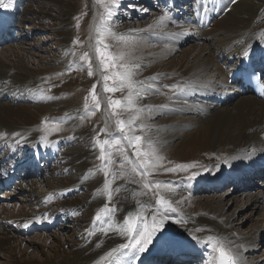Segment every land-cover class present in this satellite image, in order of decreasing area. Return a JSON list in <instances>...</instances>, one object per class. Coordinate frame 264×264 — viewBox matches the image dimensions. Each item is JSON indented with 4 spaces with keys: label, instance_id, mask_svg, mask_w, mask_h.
<instances>
[{
    "label": "bare ground",
    "instance_id": "bare-ground-1",
    "mask_svg": "<svg viewBox=\"0 0 264 264\" xmlns=\"http://www.w3.org/2000/svg\"><path fill=\"white\" fill-rule=\"evenodd\" d=\"M24 1L4 0L7 7H0V15L9 13L10 9L14 15L17 12L36 15L37 19L23 15L16 18L18 27L28 32L24 20L37 32L46 28L44 20H59L53 30L55 39L64 46V54L56 58L59 63L54 60L59 64L55 68L48 60L39 66L38 61L31 59L30 47L10 45L0 52V150L6 156H15L10 159L37 162L42 156L43 161L56 160L62 166L52 162L53 171L47 172L44 185L48 188L44 192L36 189L40 181L28 179L20 184L24 198H19L15 191L10 193L16 194L19 206L9 208L5 204L0 208V264H140L148 255L159 257L155 252L165 251L174 241L172 250L193 251L204 259H214L212 251L223 249L237 264H264V258L249 256L256 249L257 238L264 233V209L257 206L262 203L264 193L255 190L248 195L250 212L263 213L259 218L254 216L256 219H252L247 235L235 230H241L235 220L237 204L229 210L232 202L250 189L243 182L238 183L244 171L230 175L234 163L244 164L256 153L264 152V141L259 138L264 132V100L244 94L218 103L224 95L233 94L226 75L237 67L236 56L247 52V47L264 50V0H185L184 3L182 0L181 4L173 0L163 6L161 0H148V8L159 5L158 12L139 25L128 21L116 29L105 21L118 0H110L104 8L93 2L90 41L86 47L94 46L95 36L108 35L123 73H131L133 87L125 86L131 125L141 130L156 158L164 155L151 170L147 163L140 164L143 158L137 167L124 150H119L124 148V143L116 142L119 147H107L104 162L97 171L88 167L93 154L90 145L85 149L67 148L72 136L87 131L83 113L72 111L59 117L58 122L45 121L53 107L60 106L64 99L60 93L56 94L62 91L56 87L61 83L58 76L76 80L69 69L77 61L66 46L71 35L70 16L77 0H38L45 3L38 9ZM198 7L219 12L202 29L190 25L186 17ZM52 11L58 15L54 17ZM193 35L195 42L190 44L188 39ZM184 41L189 45L180 48ZM221 63H226V70ZM127 83L123 79L122 84ZM92 114L100 120L103 118L100 112ZM146 148L151 158L150 149ZM164 158L191 162L174 174L161 165ZM218 168L222 176L209 177ZM67 169L74 174H64ZM152 174L164 180L158 181ZM228 181L235 183V188H243L239 193L216 191L208 196H197L195 192L199 185L219 190ZM80 189L84 194H78ZM50 192L56 195L55 209L69 218L77 214L73 233L67 234L68 237L58 231L38 234L29 241L38 243L48 237L55 240L36 251L25 238L10 231L9 223L27 218L36 204L31 201H38ZM63 195L68 196L59 201ZM97 215L99 220L95 219ZM130 222L133 227L129 226ZM137 230L150 234L151 241L145 250L121 249V244L135 245ZM31 247L33 250L29 252L27 248ZM168 258H172L173 264L180 261L177 256ZM160 260L163 264L167 261Z\"/></svg>",
    "mask_w": 264,
    "mask_h": 264
},
{
    "label": "rangeland",
    "instance_id": "rangeland-1",
    "mask_svg": "<svg viewBox=\"0 0 264 264\" xmlns=\"http://www.w3.org/2000/svg\"><path fill=\"white\" fill-rule=\"evenodd\" d=\"M25 1L24 3L26 5L29 4V5L35 6L37 7V9H38V6L41 5L40 7H42L45 4L42 2L39 3L38 0H25ZM109 1L110 0H77V3L74 7L75 9L70 16L71 26H70L69 32L71 35L69 36V40L66 46L69 52L75 55V58L77 61V64L72 65L71 68L69 69L70 73L74 72L75 76L74 75L72 76H74L76 80L68 79L65 77V75H61L62 77L58 76V78H61L58 80L61 83L57 85L56 87L61 88L62 91L57 92L56 94L60 93L59 95L62 96L64 99L62 100V104L60 106L53 107L52 112L45 118V121L50 122L54 120L58 122L57 120L59 119V117L65 114H68L69 112H72V111L78 110L81 113H83L84 115L83 124L88 126L87 131L85 133H78L77 135L72 136L67 148L68 149H76V148L85 149V147L87 148V145L88 147L90 145V147L93 148V154L90 159L88 167L89 169L93 171H97L100 169V165L103 164L104 162L103 160L105 159L106 149L108 146L119 147L118 146L119 143L116 144V142L124 143V148H121L119 150L120 151L124 150L123 152H125L128 155L129 159L135 166L138 167L140 158H143L142 159L143 161H146V160L148 161V162L146 161L147 167L149 170H151V168L158 162V160L162 159L164 155H162L161 158H156L154 154L152 153L150 146L148 145L147 140L144 134L141 132V130L134 129L131 125V121H130L131 112H129L128 106L126 104V89L125 87H122V81H123L122 78L124 76L123 69L120 66V64L117 62V59H118L117 54H115L113 49H111L112 44L108 40V35L99 34L98 36H95L94 46H92L91 49L86 47L88 46V41L90 37L88 35L90 33L89 30H90V25H91L90 17L92 16L91 5L93 4V2L94 3L96 2L101 8H104L107 6ZM146 1H147V4L143 3L144 1L142 0H132V1L131 0H122V1L118 0V2L113 7H111L109 18L105 22L111 25L113 29H116L117 26L121 27V25L124 22H128V21L135 25H139L140 23L144 22L146 19L151 17L154 13L158 12L157 5L153 4L151 7L148 8L150 1L145 0V2ZM169 1H173V0H161L162 2L161 5L163 6L165 2H169ZM174 1L177 2L178 0H174ZM132 7H133V10H132ZM139 9L143 10V12H139ZM56 11L58 10L56 9ZM115 12L116 14H113ZM52 13H54L53 14L54 17L55 15H58L57 12L52 11ZM22 15L27 19L28 18L37 19L36 15H30V14L26 15V14H23V12L18 13V16H22ZM43 22L46 28H43L42 32L41 31L37 32V30L34 29L31 25H28L29 23L28 20L22 21L23 24H26L25 27H27L29 32L24 31L23 33L24 35L19 37L16 42L11 43V45L12 46L23 45L24 47H27V48L30 47L29 49L32 53L31 59L38 61L39 66H43L45 61L48 60L49 65L56 68L59 66V64H56V62H58L56 58H62V55L64 54V49H63L64 46H62L55 39V33L53 30L54 26L59 25V20L50 18V19L44 20ZM97 37H98V40L96 42ZM188 40L192 41L190 42V44L195 42L194 40H191V39H188ZM184 44H185V41L183 43H180V48H184L187 45H189V43L185 45ZM7 46H10V45H5V46L3 45L2 47H0V50H1L0 52L1 53L4 52L3 50ZM85 54H87L86 57H85ZM54 60L56 62H54ZM89 72H91L92 74L89 75ZM58 73H61V72H58ZM82 76H85L84 80L82 79L80 80V82L77 83L76 81L80 79ZM105 77H108V79H105ZM94 85H95V88H93ZM106 89H113V90L108 91ZM117 100L120 101L119 105L112 103V101H117ZM97 103L99 104L98 109L96 107ZM85 104H87L88 106L87 108L85 107ZM97 112L101 113L103 117L101 120L92 114V113H97ZM88 122H90L91 124H89ZM120 122H123L122 128H121ZM110 134H112V137H114L113 139H110L111 138V136L109 137ZM116 135H117L116 139L118 140H115ZM125 137L127 138L141 137V139L139 141L133 140L132 144L130 145L128 142V139H125ZM146 146L150 149V152L152 155L151 158L149 155V150L146 148ZM137 153H140V155H137ZM145 153H147V155H145ZM55 161L56 160L52 162H54V164L56 165L58 163L57 166L59 167L62 166V163L60 162L55 163ZM190 162L191 161L183 162V161H179L176 159L169 161V159L164 158V162H161L163 163L161 165L162 166L164 165L163 166L164 168L170 169L174 174L176 173L178 174L179 171H181V168L186 167L187 166L186 164ZM253 163H255L254 159H251L244 164L235 162L234 163L235 169L230 175H233L235 173L241 174L243 171H246L247 169H249L250 165H253ZM90 166H92V168ZM52 167H53V164L49 165L48 173L53 171ZM222 168H225V166H222ZM144 169L145 168H143V170ZM220 169L221 168L212 170L209 177L211 175L216 176V177L222 176L219 174ZM143 170L141 169V173H144ZM188 172H185V174H189ZM63 173L64 174L69 173V175L74 174V172L70 169L64 170ZM155 177H158V176H155ZM30 180L32 179H29V181ZM163 180L164 178L158 177V181H163ZM43 185H40V184L36 185V189L40 192H44L48 188V186L47 184L44 186ZM211 189H213V187H211ZM255 190L262 191V193H264V185H254L252 189L245 190V193H244L245 195H243L242 197L240 196L241 198L240 197L237 198L236 202L233 201L231 206L229 207V210H230L237 204L239 211L235 214V220L236 222L238 221L237 225L241 227L242 231L238 229H235V230L236 232L238 231L240 234H243V235L248 234L246 232L249 231L248 228H249V225L252 223V219H256L257 217L259 218V216H261L260 214L263 213V212L260 213V211L255 214L254 212L251 213L250 206H248L247 204L248 203L247 199H249L248 195H252L254 192H256ZM223 191H232V192L239 193V190L232 189L230 184L225 185L221 190L217 191V193L221 194ZM80 192L78 194L81 195V194H84L85 191L81 190ZM196 192H198L196 193L197 196L204 195V194L208 196L209 194L212 195V192H216V190L215 191L205 190L206 193H203L201 191H196ZM14 195L16 194L10 195L15 202L8 204L9 208L11 207V205H15L14 207L16 208L17 207L16 205L20 203L18 200L15 199ZM20 196L21 197L19 198H24V196L22 195ZM28 204L29 203H27V205ZM257 206L259 208L264 209V194H262V203H257ZM82 209L79 210L81 214H82L81 212ZM76 216L77 214L74 217H70L69 219L70 221L69 225L72 226L73 228H74L73 219L76 218ZM69 225L67 224L65 226L64 225L61 226L58 230V233L66 234V237H68V235L71 236L73 232H71V227ZM129 226L133 227V223L130 222ZM10 231L16 235H19L17 234L16 231L12 230L11 228H10ZM34 237L36 238L37 235L31 236L28 239H26L25 237L23 238H25L27 240V243L29 242L34 247V250L36 251L41 249L43 246H45L46 242H49L47 244L48 246L53 242V240H55V238L48 237V238L42 239L38 243L33 242V241L30 242L29 240ZM263 239H264V233L262 234L261 237L257 238L258 243L255 245L256 250L253 251V254L255 253L254 255L259 257L260 260L264 258V254H263L264 251L262 250L264 248ZM27 249L29 252H32L33 250L32 247L27 248ZM145 258H147L148 262H152V260L156 259L157 257L155 255H148ZM160 262L161 264H163V260H160Z\"/></svg>",
    "mask_w": 264,
    "mask_h": 264
},
{
    "label": "snow or ice",
    "instance_id": "snow-or-ice-1",
    "mask_svg": "<svg viewBox=\"0 0 264 264\" xmlns=\"http://www.w3.org/2000/svg\"><path fill=\"white\" fill-rule=\"evenodd\" d=\"M113 2H115V0H113ZM233 2H235V0H233ZM0 7H7V5L4 3V0H0ZM99 51V50H98ZM87 56V54H85V57ZM82 58H84V57H82ZM92 73L91 72H89V75H91ZM105 79H108V77H105ZM122 79H126L127 81H128V83L126 84V85H124V84H122V87H128V88H131V87H133V83H132V81H131V73L129 72V73H126V74H124V76H123V78ZM142 83V82H141ZM93 88H95V85L93 86ZM106 90H108V91H111V90H113V89H106ZM94 99H95V97H94ZM128 101H129V103H131V96H129L128 97ZM112 103H114V104H117V105H119L120 104V101H112ZM85 107L87 108L88 106H87V104H85ZM96 107H97V109L99 108V104L97 103L96 104ZM120 125H121V128L123 127V122H120ZM125 139H128V142H129V144L131 145L132 144V142H133V140H136V141H139L140 139H141V137H133V138H127V137H125ZM137 155H140V153H137ZM145 155H147V153H145ZM146 161H140V164L142 165V166H145L146 165ZM133 171H135V168H133ZM106 207V209H107V206H105ZM173 211H174V209H173ZM95 219L96 220H99L100 219V216L99 215H97L96 217H95ZM128 221H126V223H127ZM130 230V229H129ZM135 240H136V243H135V245H130V244H121L119 247L121 248V249H128L129 247H139V250L140 251H144L145 250V247H146V245L148 244V243H150V241H151V237H150V234H148V235H145L144 234V232L143 231H140V230H137V236L134 238ZM112 251H117L116 249H113ZM221 251L223 252V249H221ZM108 255H111V253H109Z\"/></svg>",
    "mask_w": 264,
    "mask_h": 264
}]
</instances>
